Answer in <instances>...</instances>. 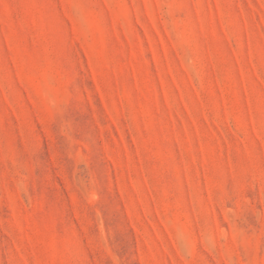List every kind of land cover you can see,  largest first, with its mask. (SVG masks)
<instances>
[{
  "label": "rangeland",
  "instance_id": "rangeland-1",
  "mask_svg": "<svg viewBox=\"0 0 264 264\" xmlns=\"http://www.w3.org/2000/svg\"><path fill=\"white\" fill-rule=\"evenodd\" d=\"M0 264H264V0H0Z\"/></svg>",
  "mask_w": 264,
  "mask_h": 264
}]
</instances>
